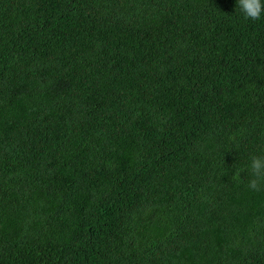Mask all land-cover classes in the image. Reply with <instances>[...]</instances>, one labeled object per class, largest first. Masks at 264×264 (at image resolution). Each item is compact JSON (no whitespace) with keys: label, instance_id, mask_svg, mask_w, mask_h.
Returning <instances> with one entry per match:
<instances>
[{"label":"trees","instance_id":"16d2710c","mask_svg":"<svg viewBox=\"0 0 264 264\" xmlns=\"http://www.w3.org/2000/svg\"><path fill=\"white\" fill-rule=\"evenodd\" d=\"M253 155L238 0H0V264H264Z\"/></svg>","mask_w":264,"mask_h":264},{"label":"clouds","instance_id":"9594fccd","mask_svg":"<svg viewBox=\"0 0 264 264\" xmlns=\"http://www.w3.org/2000/svg\"><path fill=\"white\" fill-rule=\"evenodd\" d=\"M238 7L245 19L257 21L264 17V0H238ZM249 167L251 171V179L248 181L249 189L264 190V156H251Z\"/></svg>","mask_w":264,"mask_h":264}]
</instances>
